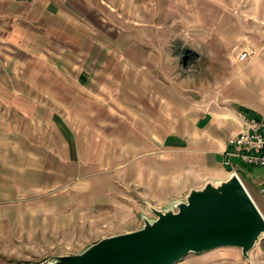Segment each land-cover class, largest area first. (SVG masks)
Returning a JSON list of instances; mask_svg holds the SVG:
<instances>
[{
  "label": "rangeland",
  "instance_id": "obj_1",
  "mask_svg": "<svg viewBox=\"0 0 264 264\" xmlns=\"http://www.w3.org/2000/svg\"><path fill=\"white\" fill-rule=\"evenodd\" d=\"M12 1L27 9L18 19L44 20L53 36L0 51V264H88L197 193L190 188L182 201L144 212L137 191L119 183V169L150 115L164 136L167 113L233 103L247 73L260 74L264 0ZM243 50L255 55L239 62ZM177 264H264V235L245 255L217 248Z\"/></svg>",
  "mask_w": 264,
  "mask_h": 264
},
{
  "label": "crops",
  "instance_id": "obj_2",
  "mask_svg": "<svg viewBox=\"0 0 264 264\" xmlns=\"http://www.w3.org/2000/svg\"><path fill=\"white\" fill-rule=\"evenodd\" d=\"M12 2L0 0V51L4 48L9 50V42L21 44L31 35L44 37V41L53 36H49L50 31L47 34L43 30L48 27L44 20L27 23L18 19V16L26 19L27 9L19 5L17 8L10 7ZM18 3L20 6L27 5L25 1ZM52 40L55 42L56 39ZM247 75L250 81L246 83L245 93L237 92L232 104L202 103L198 109L192 108V111L176 117L167 113V117L164 116V136L157 131V115L149 116L150 126L137 132L140 145H134L132 160L119 169V183L137 191L135 196L141 200L137 207L145 208L146 212L147 204L161 208L172 201L180 202L188 197L190 188L199 192L196 188L202 187L207 180H214L211 188L216 190L217 181H227L233 175L232 171L222 166V154L239 132L237 110L247 108L255 116L264 118V67L260 74L253 69ZM259 75L261 80L255 81V76ZM153 121L155 128L152 127ZM143 132L148 133L145 139ZM243 167L238 177L241 176L242 184L253 201L256 204V201H262L264 208V198L259 191L264 184V170L258 167L245 170ZM127 190L125 188L123 194L130 197ZM260 211L264 219V211Z\"/></svg>",
  "mask_w": 264,
  "mask_h": 264
},
{
  "label": "water",
  "instance_id": "obj_3",
  "mask_svg": "<svg viewBox=\"0 0 264 264\" xmlns=\"http://www.w3.org/2000/svg\"><path fill=\"white\" fill-rule=\"evenodd\" d=\"M231 179L221 191L208 187L193 193L179 212L119 236L88 264H177L189 254L217 248H237L245 255L264 235V219L240 189L239 178L233 174Z\"/></svg>",
  "mask_w": 264,
  "mask_h": 264
},
{
  "label": "built area",
  "instance_id": "obj_4",
  "mask_svg": "<svg viewBox=\"0 0 264 264\" xmlns=\"http://www.w3.org/2000/svg\"><path fill=\"white\" fill-rule=\"evenodd\" d=\"M254 55V51L243 50L237 59L239 62H245ZM236 115L239 121V132L224 149L222 166L238 177L239 170L243 166L264 170V118L240 109L237 110ZM259 191L264 197V184Z\"/></svg>",
  "mask_w": 264,
  "mask_h": 264
},
{
  "label": "bare ground",
  "instance_id": "obj_5",
  "mask_svg": "<svg viewBox=\"0 0 264 264\" xmlns=\"http://www.w3.org/2000/svg\"><path fill=\"white\" fill-rule=\"evenodd\" d=\"M240 189L242 190V192L244 193V195L246 196V198H247V194H246V192H245V190L240 186Z\"/></svg>",
  "mask_w": 264,
  "mask_h": 264
},
{
  "label": "trees",
  "instance_id": "obj_6",
  "mask_svg": "<svg viewBox=\"0 0 264 264\" xmlns=\"http://www.w3.org/2000/svg\"><path fill=\"white\" fill-rule=\"evenodd\" d=\"M245 112H247V113H249V114H251V115H254V114H252L251 112H249V111H247V110H245ZM255 116V115H254Z\"/></svg>",
  "mask_w": 264,
  "mask_h": 264
}]
</instances>
